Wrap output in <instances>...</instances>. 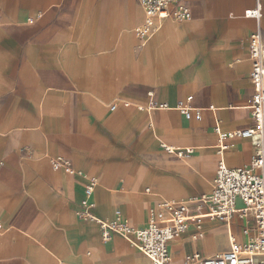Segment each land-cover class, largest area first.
I'll return each mask as SVG.
<instances>
[{
    "label": "crops",
    "instance_id": "0c3cea01",
    "mask_svg": "<svg viewBox=\"0 0 264 264\" xmlns=\"http://www.w3.org/2000/svg\"><path fill=\"white\" fill-rule=\"evenodd\" d=\"M183 2L190 21L159 20L140 39L139 0H0V264H151L79 219L87 182L55 171L57 157L97 179L102 220L120 210L142 229L162 202L204 217L203 238L191 228L171 243L172 264L230 250V238L246 243L252 219L213 221L197 201L214 191L221 157L246 168L254 156L249 140L221 141L216 127L253 126L249 41L259 30L264 42V0ZM259 4L263 18H247ZM189 97L187 120L176 107Z\"/></svg>",
    "mask_w": 264,
    "mask_h": 264
},
{
    "label": "built area",
    "instance_id": "2783aa9c",
    "mask_svg": "<svg viewBox=\"0 0 264 264\" xmlns=\"http://www.w3.org/2000/svg\"><path fill=\"white\" fill-rule=\"evenodd\" d=\"M146 13V22L136 30L140 39L150 36L157 28V21L173 19L177 22H188L192 19L190 7L183 0H139ZM245 16L260 21L263 18V8L259 4L256 9L247 11ZM250 58L253 68L250 80L254 95L250 108L252 110L253 126L245 131L223 134L220 126L216 132L220 140L226 138H242L250 141L254 147V156L251 164L246 168H231L224 158L219 162L215 189L207 197L197 201L209 206L207 217L213 221L229 223L235 216L241 219H252L253 228L244 229L247 237L246 243L239 244L235 238H230V250L219 253L210 258L195 252L186 257L185 264H264V42L261 32L253 33L249 41ZM180 102L176 109L187 120L192 118L190 103ZM169 109L168 105L158 106L150 102L152 109ZM143 110V108H141ZM201 119V115H197ZM226 147L222 148V151ZM169 154L177 152L178 157L191 154L178 152L165 147ZM50 165L55 171L67 169L70 174L83 178L87 182L84 189V198L78 211L79 219L86 223H95L100 228L101 239L110 243L115 237H121L147 256L151 264H172L173 258L170 250L171 243L182 238L191 228L196 229L194 240L204 237L202 220L204 217L192 215L187 204L176 205L171 202H162L152 210L148 225L142 229L133 228L120 210H117L109 221L102 220L94 215L96 204L93 201L97 179L88 177L84 172L76 171L70 161L62 157L51 158ZM242 201L244 207L237 208V202ZM0 223V235L3 233Z\"/></svg>",
    "mask_w": 264,
    "mask_h": 264
}]
</instances>
